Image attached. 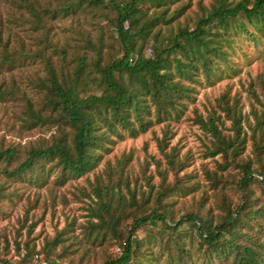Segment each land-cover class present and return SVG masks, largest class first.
I'll list each match as a JSON object with an SVG mask.
<instances>
[{"label": "trees", "instance_id": "1", "mask_svg": "<svg viewBox=\"0 0 264 264\" xmlns=\"http://www.w3.org/2000/svg\"><path fill=\"white\" fill-rule=\"evenodd\" d=\"M5 1L11 13L26 15L0 18V103L19 108L22 130L49 134L0 145V214L1 202L13 195L7 182L43 186L52 177L63 185L94 170L126 133L135 137L163 123L158 145L167 167L152 158L159 183L151 184L146 162L148 189L131 187L125 175L131 156L123 154L86 194L82 233L87 244L106 246L100 264H264V77L247 84V113L238 94L225 90L206 116L194 117L212 137L206 155L221 158L220 172L205 170L218 213L201 189L192 209L176 216L174 197H194L199 186L191 175L179 176L187 157L176 145L167 150L169 124L194 101L197 86L239 75L233 56L246 55L241 39L257 46L264 38V0L198 1L194 16L186 15L193 0ZM60 20L70 23L62 25L66 36L55 39ZM247 131L252 149L243 156ZM56 242L63 240L44 243L43 255L26 245L19 262L0 260L65 264L72 252L62 246L55 254ZM91 258L81 253L70 264H97Z\"/></svg>", "mask_w": 264, "mask_h": 264}, {"label": "rangeland", "instance_id": "2", "mask_svg": "<svg viewBox=\"0 0 264 264\" xmlns=\"http://www.w3.org/2000/svg\"><path fill=\"white\" fill-rule=\"evenodd\" d=\"M200 1L207 5L212 0H193L191 7L186 11V15L194 16L197 11V2ZM5 0H0V18H11L13 14L22 18L26 15L24 10L15 9L13 13L9 11V5ZM22 14V15H20ZM18 18V19H19ZM70 23V20H60L53 27L55 39L66 36L63 24ZM11 25H13L11 23ZM27 41V47H35L32 38L25 37L24 30L20 32ZM241 50L246 55H242L237 50L233 56L235 64L240 68L239 75L231 78H223L212 84L202 82L197 86L195 99L187 103V108L179 120H172L169 124L170 132L167 134L168 147L176 145L180 156L187 157L188 166L179 172L191 175L192 179L199 186V191L195 192L194 197H174L176 216L192 209L198 201L200 190L204 189L207 205L211 206L214 213H218L219 207L215 199V190L211 188L207 181L205 170L220 172L216 166V160L221 161L219 155L214 157L207 156L206 152L212 145L211 135L204 131L195 121L196 114L206 116L216 103V98L225 90L230 94H238L243 106V112L249 111V98L246 92L247 84L257 75L264 77V38L255 46L247 39H241ZM25 74H29V67L21 68ZM259 107V106H258ZM19 108L10 103H0V145L8 144L12 141L25 142L35 140L41 136H47L48 130L37 128L31 131H24L21 128L19 118ZM251 120V117H250ZM230 121L225 120V126H229ZM164 124L153 125L146 132L137 136H130L127 133L123 139L117 140L111 145L110 151L103 155L98 166L76 179H71L63 185H56L51 179L43 186H36L27 182L6 183L9 192L13 195L1 202L2 213L0 214V259L9 260L12 263L19 262L27 253L26 245L33 248L32 253H42V246L53 238L63 240L56 244L54 253L62 252V246H68L72 252V258H77L81 253H86L100 264L101 257L106 246H91L87 244L83 237V225L88 219V205L91 203L87 193L91 191V183L97 174L104 175L107 166H113L117 158L130 155L131 159L125 168V175L129 179L130 186H135L138 190H147L143 179V168L148 162L146 175L150 176L151 184L156 185L160 182L153 159H159L160 168L167 167L165 159L159 148L158 142L164 136ZM225 132H229L225 129ZM247 139L243 156L248 155L252 149V140L247 131ZM235 176L237 170L228 169ZM226 173V171L224 172ZM173 173L168 171L167 181L173 180ZM256 190V189H255ZM258 192V190H256ZM233 201H239V196L232 188L224 191ZM17 245L19 251H17ZM55 256L52 255V258ZM72 258H65V264H70ZM0 264H5L0 260ZM23 264V263H20ZM24 264H33L31 257L25 260Z\"/></svg>", "mask_w": 264, "mask_h": 264}, {"label": "built area", "instance_id": "3", "mask_svg": "<svg viewBox=\"0 0 264 264\" xmlns=\"http://www.w3.org/2000/svg\"><path fill=\"white\" fill-rule=\"evenodd\" d=\"M39 257H40V255H39V254H35V258H37V259H38ZM40 264H46V261H41V262H40Z\"/></svg>", "mask_w": 264, "mask_h": 264}]
</instances>
